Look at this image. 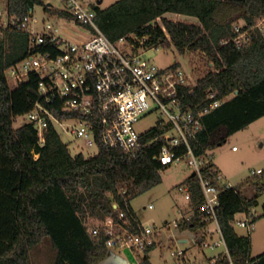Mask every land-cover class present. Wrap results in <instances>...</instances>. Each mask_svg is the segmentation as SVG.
Listing matches in <instances>:
<instances>
[{
	"label": "trees",
	"instance_id": "obj_1",
	"mask_svg": "<svg viewBox=\"0 0 264 264\" xmlns=\"http://www.w3.org/2000/svg\"><path fill=\"white\" fill-rule=\"evenodd\" d=\"M45 2L8 0V9L23 17ZM95 10L97 24L113 41L134 33L164 50L200 51L208 57L213 69L197 80L195 98L201 100L213 90L217 99H228L203 118V129L192 140L197 155L211 152L264 117V36L257 26L264 17V0H119ZM169 13L198 22H178L168 18ZM241 21L244 26L237 32ZM245 32H249L247 41L234 40ZM29 50L30 37L25 33L8 31L0 38V264H29L32 248L46 237L57 251L55 264H100L113 251L106 246L104 231L93 236L88 223L113 217L132 232H140L143 224L131 203L162 183L161 173L167 167L157 157L165 144L160 137L165 129L160 126L144 133L143 148L135 157L101 143L92 156L73 155L52 125L41 144L33 125L14 126L33 108L39 78L31 75L12 87L5 75ZM219 173L214 163L203 169L204 178L214 182ZM181 184L189 186L196 214L178 230L200 232L209 223L200 213L199 178L191 175ZM252 185V197L239 187L225 189L217 207L233 264H264V253L253 257L250 236L239 235L234 225L237 214L252 210L264 193L263 182ZM262 217L264 206L253 221ZM155 248L139 255V264H152L149 254ZM217 263L230 264L227 255Z\"/></svg>",
	"mask_w": 264,
	"mask_h": 264
},
{
	"label": "built area",
	"instance_id": "obj_2",
	"mask_svg": "<svg viewBox=\"0 0 264 264\" xmlns=\"http://www.w3.org/2000/svg\"><path fill=\"white\" fill-rule=\"evenodd\" d=\"M37 7L41 14L37 13ZM96 18V10L81 0H46L23 17L9 12L8 0H0V38L8 31L30 37L29 53L5 70L6 79L14 87L31 75L39 78L38 98L33 108L17 121L21 120V125H33L39 132L41 144L51 125L56 129L61 127L80 140L75 155L84 154L85 149H94L96 154L101 143L135 157L144 145V133L138 132L136 124L143 117L160 112L164 117L157 127L165 129L160 135L165 144L157 159L166 167L186 161L196 173L203 195L200 208L203 221L215 224L219 234L215 240H202V244L210 249L223 246L224 255L233 264L219 226L217 207L221 193L235 186L221 172L216 182L205 179L203 169L214 163L212 155L207 151L199 156L192 146V140L197 139L203 129V118L228 98L217 99L210 90L197 100V81L192 82L183 67L177 66V61L160 68L148 58L152 51L164 50L162 47L149 45L147 36L134 33L113 41L100 29ZM74 23L80 24L78 27L82 29ZM68 34H73L74 38ZM247 36L249 32L241 33L234 40L240 42ZM181 149L184 152L180 153ZM236 149L234 146L233 150ZM263 173L262 169L252 172L253 175ZM178 189L184 192L191 211L166 225L176 229L192 221L196 214L189 186L180 184ZM114 208H118L117 204ZM242 214L246 219H236L234 223L251 232L256 215L251 209ZM119 217L123 220L124 212ZM103 231L108 237L106 246L113 252L128 249L141 255L158 245L161 228L142 226L139 233H134L113 217L96 225L88 223L89 234L99 236ZM171 255L183 257L185 250L172 251ZM219 259L220 255L216 256L212 264H218Z\"/></svg>",
	"mask_w": 264,
	"mask_h": 264
},
{
	"label": "rangeland",
	"instance_id": "obj_3",
	"mask_svg": "<svg viewBox=\"0 0 264 264\" xmlns=\"http://www.w3.org/2000/svg\"><path fill=\"white\" fill-rule=\"evenodd\" d=\"M85 4H89L95 9L100 7L105 9L119 0H81ZM62 6V4H58ZM36 11L41 14V10L37 7ZM168 18L178 22H198L196 18L167 14ZM78 27L80 24L74 23ZM244 26L241 21L238 27ZM257 26L264 36V17L258 20ZM80 28V27H78ZM82 29V28H80ZM69 37L74 38L73 34H68ZM247 41L246 37L242 38ZM148 58L154 62L158 67L165 68L173 61H177L186 71L192 82L197 81L203 77L210 70L213 69L208 57L200 51H188L181 54L176 48L166 50L152 51ZM164 116L160 112H154L143 117L137 124L139 133H145L153 128L159 126V121ZM21 125V120L15 123V127ZM64 143L73 155L78 152L77 140L72 135L67 134L61 127L57 128ZM237 147L233 150V147ZM95 153L94 149L84 150L85 156H90ZM213 162L216 168L222 175L230 182L231 185L239 187L245 195L252 197L255 194L253 183L263 182L264 173L253 175V171L262 169L264 171V117L249 125L246 129L237 132L231 136L224 144L217 146L211 152ZM193 171L188 167L186 161L179 162L167 167L162 171V183L154 187L150 191L138 196L132 201V206L138 216L140 217L144 227H158L161 228L159 234V243L155 250L150 254L152 264H212L214 258L224 251L223 246L210 249L194 245L192 241L189 243H179L182 237L188 238V234L182 235L175 227H166L167 224L179 219L183 214L191 211L189 201L185 198L184 192H180L178 185L184 182ZM150 205L153 208H150ZM264 206V193L258 197V203L252 208L256 216L262 214ZM236 219L244 220L246 215L239 213ZM98 219H91L89 223L96 225L100 223ZM236 231L240 235L250 236L252 242V256L258 257L264 253V217L255 223L254 230L248 231L246 227L238 226L234 223ZM209 226V225H208ZM205 227L201 230V235L207 233L209 229ZM216 231V227L212 226ZM206 231V232H205ZM215 234H218L216 231ZM219 235V234H218ZM187 249V261L184 262L180 257L171 255L172 251ZM117 254L115 262L111 264H135L139 261V254H135L128 249L114 250ZM223 253V252H222ZM224 253L220 255L222 259ZM57 258V251L52 246L50 237L35 245L31 250L29 264H55ZM184 262V263H183ZM107 264V263H104Z\"/></svg>",
	"mask_w": 264,
	"mask_h": 264
},
{
	"label": "crops",
	"instance_id": "obj_4",
	"mask_svg": "<svg viewBox=\"0 0 264 264\" xmlns=\"http://www.w3.org/2000/svg\"><path fill=\"white\" fill-rule=\"evenodd\" d=\"M170 14V13H169ZM171 14H173V13H171ZM193 174V173H192ZM191 174V175H192ZM190 175V176H191ZM187 179V178H186ZM133 207V206H132ZM134 209V208H133ZM135 211V210H134ZM135 213H136V211H135ZM136 215H137V217L139 218V220L141 221V219H140V217L138 216V214L136 213ZM142 222V221H141ZM212 226L214 227H216V225L215 224H209V226H207L208 228L207 229H209V231H207V233H205L204 235L202 234L201 235V232H189V231H183V232H181L180 230H178L182 235L184 234V235H186V234H188V238H185V237H182V238H180L179 239V243H189V240L190 241H192V243L194 244V245H200L202 248L203 247H205L204 246V244H202V240H206V241H208V240H212V239H217L218 238V234H215L216 233V231L214 230V229H212ZM206 232V231H205ZM238 233V232H237ZM239 234V233H238ZM240 235V234H239ZM241 236H244V235H241ZM157 247V246H156ZM155 250V249H154ZM153 250V251H154ZM185 250V255L183 256V257H180L184 262H186L187 261V249H184ZM153 251H151L150 252V254L153 252ZM223 253H224V251H222ZM222 252H220V254L219 255H221V254H223ZM150 254H149V257H150V260H151V256H150ZM116 256H117V254H115L114 252H113V254H112V256L110 257V258H108L107 260H105L104 262H102V263H100V264H104V263H107V264H111L112 262H115V259H116ZM183 262V263H184ZM135 264H139V262H136Z\"/></svg>",
	"mask_w": 264,
	"mask_h": 264
},
{
	"label": "water",
	"instance_id": "obj_5",
	"mask_svg": "<svg viewBox=\"0 0 264 264\" xmlns=\"http://www.w3.org/2000/svg\"><path fill=\"white\" fill-rule=\"evenodd\" d=\"M98 3L101 4L102 3V0H99ZM237 93H238V91H237ZM195 174L196 173L194 172L192 175L195 176Z\"/></svg>",
	"mask_w": 264,
	"mask_h": 264
}]
</instances>
